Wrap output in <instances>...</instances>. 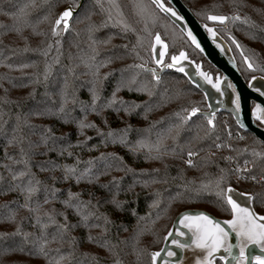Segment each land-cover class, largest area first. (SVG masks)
Segmentation results:
<instances>
[{"label": "trees", "instance_id": "obj_1", "mask_svg": "<svg viewBox=\"0 0 264 264\" xmlns=\"http://www.w3.org/2000/svg\"><path fill=\"white\" fill-rule=\"evenodd\" d=\"M86 2L88 11L92 13L91 20H84L83 13L79 10V20L83 22H77L74 18L72 31L53 37L50 32L51 20L37 25L36 30H42L44 35H35L30 28H24L21 35L12 31L15 23L12 13H16L29 0H11V3L9 0H0V25L3 26L0 27V176L3 177L0 180V233L10 234L17 226L21 231L19 236L0 237V264H48L45 257L34 254V241L40 236L35 215H40L41 220L46 221L44 211L53 213L57 221V225H50L46 230L49 239L57 232L59 224L68 226L64 230V243L61 247V253L66 259L61 264H115L117 260L121 264H151L150 251L160 248L172 220L181 210L197 208L220 218L230 217L227 206L218 201L212 191H198L201 182H214L220 175L221 168L226 170V178L231 186L243 192L264 193V184L247 180L237 182L232 173L235 164L243 165L248 160L255 163L252 174L259 178L262 162L253 157L251 151H243L241 155H237L233 149L264 151V144L258 143V139L251 133L241 130L226 113L217 114L211 136L196 143L198 155L193 158L195 167L184 163L186 151L181 152L179 146L190 139L198 130V125L206 127L203 116L193 117L185 125V129L181 130L175 154L152 159L145 150H134L137 140L155 142L163 130L179 123L173 113L195 105L205 108L202 93L182 74L167 71L161 75L160 83L152 87L155 82L152 81L150 72L128 67L142 63L153 64L151 45L155 33H159L167 42L169 53L185 49L195 61H207L149 0H140L145 6L143 15H138L134 7L138 0H117L123 19L131 30L125 32L120 26L113 27L111 24L100 28L94 33V38L99 41L108 37L111 39L106 44L98 43L95 46L99 55L95 61H91L88 57L93 53L85 29L88 23L99 25L106 19L107 13L96 6L95 0ZM102 2L107 8L106 0ZM183 2L199 21L221 25L218 31L231 46L238 68L246 80L254 74H264L261 71H249L243 62L244 56H248L256 64L264 66V0ZM36 3L40 4L41 0H36ZM66 5L67 3L60 2L54 12L58 14ZM4 12L9 15H4ZM46 12L47 7L30 10L29 19L35 23ZM113 15L115 17V13ZM207 15H239L241 20H229L221 24L208 20ZM244 18H247L248 23L244 22ZM225 24L227 26L222 27ZM22 36L27 39H22ZM57 39L61 41L59 52L54 43ZM233 39L239 43V48L232 42ZM49 42L53 43V48L45 57L39 50L45 49ZM25 47L30 50L25 52ZM56 56H59V63L53 64ZM107 58H111V63L100 67L99 74L96 75L94 65ZM46 63L52 65L51 75L47 80L43 76ZM5 64L11 67H5ZM21 64L34 66L21 68ZM86 64L89 66L86 67ZM69 68L72 69L71 73ZM134 75L136 84L129 91L127 85ZM65 79L68 81V103L63 112H57L62 103L61 89ZM140 84H147L152 95L137 92L135 88ZM118 86L120 90L116 91ZM93 88L98 95L94 111ZM114 92L116 102L108 107V101L113 98ZM136 105L139 107H134ZM125 108L129 109L128 113ZM37 112L44 114L37 115ZM80 120L96 127L83 129V134H80L77 127ZM129 126L131 130L124 143H121V130ZM45 128L50 129V132L45 133ZM97 129L104 135L98 134ZM109 131L114 132L113 138L107 137ZM45 134L50 137L46 144L41 142V136ZM88 137L91 139H86ZM165 143L169 148L172 147L170 139ZM214 143H220L222 147L216 149ZM224 144L230 147H223ZM69 152L71 155H68ZM101 153L119 157V161L109 157V162L113 167L120 166L124 170H109L107 175L99 176L92 183L88 182L89 177L79 182L72 178L63 179V166L76 167V175H79L87 167L84 162L99 157ZM151 155L155 156L156 153ZM225 156L234 158L231 160L233 165L224 160ZM22 157L29 161L34 178L41 181L39 192L28 201L29 207L42 205L39 214L20 207L25 203V198L19 188L9 190L17 184L22 185L27 179H11L13 172L24 170L23 164L12 162ZM77 160L81 163L77 164ZM4 165H8L12 172ZM42 168L48 171H42ZM112 177L120 180L116 196L117 200L123 202L120 209H115L108 203L112 195L109 190L111 185L109 188L101 187L108 184ZM53 188L59 190L55 198L52 196ZM69 191L79 193L80 201H91L85 213L90 211L94 215L89 217L87 227L73 209L66 208L61 203L67 199ZM45 196L49 199L48 204L43 203ZM253 206L258 213L264 214V206L259 202H254ZM61 212L64 216L58 215ZM11 213H15L14 221L6 219ZM104 216H107L110 223H104ZM93 224L101 227H92ZM24 233L30 234L27 243H24ZM89 236L93 240L90 241ZM70 240H73L71 247L68 244ZM104 241L108 242L107 249L99 246ZM57 247L60 245L56 243L48 245L51 249ZM57 255L55 251L49 252V258L54 259Z\"/></svg>", "mask_w": 264, "mask_h": 264}, {"label": "snow or ice", "instance_id": "obj_2", "mask_svg": "<svg viewBox=\"0 0 264 264\" xmlns=\"http://www.w3.org/2000/svg\"><path fill=\"white\" fill-rule=\"evenodd\" d=\"M60 2L67 3L68 6L60 11L58 14L54 12V9L58 7ZM108 7L105 8L104 3L102 0H95V4L97 7L101 9V11L106 12L107 16L104 21H102L99 25L88 23L86 26V32L88 34L89 40V47L91 52L93 53L91 56L88 57L89 60L95 61L96 56L99 55L96 49V45L98 43H108L111 37L103 41H99L94 38V33L97 32L100 28L107 27L109 24L111 26L116 27L120 26L123 31H130V25H128L123 19V12L120 10V5L117 0H106ZM11 3V0H9ZM152 3L155 4L161 11L170 14L172 17H175L176 20H183L184 17L181 16L174 8L166 7L163 0H152ZM47 7V12L39 17L35 23L30 21V10H34L36 8H44ZM137 10L138 15H143L145 12V6L143 5L140 0L134 5ZM77 9H80V13H83L84 20H91L92 13L88 11V5L86 0H41L40 4L36 3V0H29V3H25L21 5L16 13H12L15 17V23L12 27V31H15L18 35H21L24 28H30L35 35H44V32L37 31V25L44 21L51 20L50 32L53 37H58L63 35L64 33L72 31V21L75 18L77 22H83L79 20L80 13L77 12ZM115 13V17L113 15ZM4 15H9L8 12H4ZM197 15H201V13H197ZM207 19L214 22H219L221 24L225 23L229 20H241L239 15H207ZM244 22L248 23L247 18H244ZM0 27H3L0 25ZM206 30L210 36L215 37L216 33L212 28H207ZM186 30L187 38L191 41L193 45L197 49L201 48L200 43L197 40V37L193 34L190 29H187V25H185L182 31ZM264 30V29H262ZM22 39H27L26 37L22 36ZM155 43L152 45L153 56L152 60L153 63L156 64L160 70L164 68H174L176 67L182 60H187V56L184 51H181L178 56L173 55L171 57V63H164L165 57V50L167 45L162 41L160 35L157 33L154 37ZM139 41V38H138ZM236 44L237 48L240 47L239 43L233 39L232 41ZM56 50L59 52L61 41L59 39L54 41ZM156 45H160V50L158 51V58L155 54L157 52ZM220 47V45H217ZM53 48V43L49 42L45 49H40V54L47 57L49 52ZM30 49L28 47L24 48V51L27 52ZM32 51H36V49H32ZM139 55V54H137ZM243 56V52L241 53ZM119 59V57H117ZM7 59V57H5ZM83 62V61H82ZM247 69L249 71H261L264 72V66L258 65L248 56H244L243 61ZM53 64L59 63V56L53 58ZM111 63V58H107L105 61L95 64L94 67L96 68V75L99 74V68L105 66L106 64ZM5 67H11V65L5 64ZM33 65L29 64H21L19 67L27 68ZM86 67L89 66L88 64L85 65ZM129 68H137L142 69L145 72H150L152 81L155 83L152 84V87H155L156 84H159L161 81V76L157 71V68H149L146 64H134L129 65ZM197 74L220 96H224L225 92L221 87L222 81L227 82V88L231 90V97L230 103L232 105L233 112L237 116V123L240 125L241 128H244L245 125L240 122L239 114L243 109L244 98L242 94L237 90V87L231 81H228L227 77H221L217 75L215 77V82H213V78L206 72L200 70V66L196 65ZM179 72H184L183 67L176 68ZM52 65L46 63L44 66L43 76L44 79L47 80L48 77L51 75ZM69 73L72 72V69H68ZM108 74H105L107 76ZM138 75V73H137ZM259 79L264 80V76H261ZM257 80L256 76H252L251 80L248 81V87L259 94V96L264 97V88L256 87L252 82ZM39 82V81H35ZM136 84V75L132 76L128 82V89L129 91L133 90L132 85ZM68 81L65 79L63 88L61 89V99L62 103L60 104L59 109L57 112H63L65 109V105L68 103L67 100V89ZM120 87L118 86L116 91H119ZM137 92H147L148 95H152V92L149 90L147 84H140L135 88ZM32 95V93H30ZM205 100L209 99L207 93H205ZM98 99V95L95 92L94 88L92 89V105L93 111L95 110L96 100ZM116 102L115 99V92L113 93V98L108 101V107L112 106ZM123 103V101H120ZM219 104L220 101H217ZM134 107H139L138 105ZM209 111L207 113H201L200 108L197 106H192L190 108H182L179 112L173 113L179 120V123L173 124L169 126L166 130H163L160 134H158L157 139L155 142H149L145 139H140L136 141V147L134 150H145L149 153V158L152 159H160L164 155H169L170 153L175 154V147L177 144V140L180 136L181 130L185 129V125L192 120L193 117H196L198 114L203 115L204 120L206 121L205 126H197V131L186 141L184 145H180L181 152L186 151V159H184V163L189 167H195L194 157L198 155V151H196V143L208 138L211 136L213 130L215 129V115L216 112L212 110V105L209 104ZM119 109H117L118 111ZM125 112L128 113L129 109L125 108ZM251 118L254 121H257V128L264 133V106L261 103H257L253 101L252 107L250 109ZM37 115H41L44 113L37 112ZM99 115V113H97ZM105 123H107L105 121ZM78 130L80 134H83V129L86 128H95L96 126L92 123H86L84 120H80L77 122ZM131 130V126L121 130L123 135L119 137V141L124 143L127 133ZM187 131H192L191 129H186ZM143 131H149V129H143ZM50 129L45 128V133H49ZM98 134L104 135L103 133L99 132L97 129ZM108 138L114 137V132L109 131L107 134ZM229 136L231 133L229 132ZM50 137L48 135L41 136V142L47 143V140ZM243 139V137H240ZM15 140L16 137H13ZM86 139H91L90 137ZM172 141V147L165 143L168 140ZM219 139V137H217ZM19 142V141H17ZM113 142H116L113 139ZM258 143H264V141H257ZM11 143V141H9ZM216 149H220L222 145L220 143H214ZM223 147H230V145L224 144ZM63 151V150H62ZM237 155H241L243 151H251L253 157L258 158L262 162V166H260L259 171V178L257 175L252 174V169L255 167L254 162H250L245 160L243 165L237 163L232 169V173L235 176L237 182L239 181H252L256 184H264V151H256L255 149H244V150H235ZM23 153V149H21ZM155 152L156 155L152 156L151 153ZM62 154V153H61ZM68 155H71L69 152ZM109 157L119 161L120 158L116 157L114 154H107L101 153L99 157H95L84 163L87 167L84 168L79 175H76L77 168L74 166H63V179L68 180L69 178L75 179L77 182L84 179L85 177H89L88 182L92 183L94 180L99 179V176L107 175L109 170L114 171H123L124 168L120 166L113 167L112 163L109 162ZM8 159H12L8 157ZM234 158L232 156H225L224 160L231 161ZM13 164H23L24 170L16 171L12 173L11 179L13 181L17 180H24L25 177L27 179L25 182L20 185L17 184L14 187L10 188L9 190L15 191L16 188H19L20 192L24 195L25 203L20 205L22 208H27L29 212L34 214H39L42 211V205L36 204L34 207H29L28 201L32 199L34 195L39 192V185L41 184L40 180H36L34 178V174L30 170L29 161L24 159L23 157L20 160H13ZM77 164L81 163V161L77 160ZM9 172H12V169L8 165H4ZM104 169V170H101ZM42 171H48V169L42 168ZM94 170H96L94 172ZM128 171H132L128 169ZM156 171V170H154ZM226 170L221 168L220 175L215 179V181H209L207 184L201 182L200 188L198 191H212L213 195L216 196L218 201L223 202L224 205L227 206L228 211L231 213V219L224 220L222 222L215 220L210 215L206 213H197V214H189L185 213L180 218L178 223L182 226L183 229L187 231H182L180 228H175L174 230H169L167 235L164 239L167 241L170 237L175 234L176 237H187L184 241L180 239H172L171 244L174 245L176 248L180 250L195 249L201 250L203 253L202 256L197 257L195 264H214L215 261V254L218 252L223 251L226 255H221L219 259L224 261L225 264H264V215H258L254 209L252 208V204L254 202H259L262 206H264V193L261 192H243L237 191L233 188L230 184H228L226 178ZM3 177L0 176V180ZM55 179V177H53ZM155 182V181H153ZM145 182V186H146ZM112 192L111 199L108 201L115 209H120L123 206V202L117 200V190L120 188V180L116 177H112V180L108 182V184L101 185V187L109 188ZM47 191V188H46ZM58 189H52V196L55 198ZM79 193L69 191L67 193V199L61 201V203L66 207L73 209V211L80 217V221L83 223L85 227L88 226L89 217L94 215L92 212L85 213V209L91 203V201L83 202L79 200ZM76 201V203H73ZM44 204L49 203V199L45 196ZM60 216H64V213H58ZM43 216L47 218L46 221H42L40 215H35V223L39 225L40 228V236L34 241V254H39L45 257L48 261V264H61L62 261L66 259V256L61 253V247L64 243V230L68 227L67 224H59L57 226V232L51 236V239L48 238L46 230L50 225H57V221L55 215L51 212L44 211ZM67 220V217H64ZM9 221L15 220V213H11L9 216L6 217ZM99 219V217H97ZM104 223L108 224L110 221L108 220L107 216H104ZM223 225V226H222ZM92 227H101L100 225L93 224ZM226 226V227H225ZM234 234L235 243L230 242V236ZM8 235L12 236H19L21 235V231L19 226H17L16 230L12 233H0V237H7ZM29 233H24V243H27V237ZM75 238H73L74 240ZM90 241L93 240V237L89 236L88 238ZM73 240L68 241L69 247L72 246ZM56 243L60 245L55 249L48 248L49 244ZM102 248H108V242L104 241L99 245ZM23 251V248L20 249ZM258 250V251H257ZM55 251L58 255L52 259L49 258V252ZM161 253L165 254V259L163 260L162 264H171L170 259L171 257L177 256V253L173 251L171 248L167 249H160V251H154L149 253L151 257V264H157L158 257L161 256ZM115 264H121L119 260L115 262ZM176 264H183V257L177 259Z\"/></svg>", "mask_w": 264, "mask_h": 264}, {"label": "water", "instance_id": "obj_3", "mask_svg": "<svg viewBox=\"0 0 264 264\" xmlns=\"http://www.w3.org/2000/svg\"><path fill=\"white\" fill-rule=\"evenodd\" d=\"M149 1L152 3V0H149ZM163 2L165 3L166 7L174 8L181 16L184 17V19L178 21L175 19V17H172L170 14L161 11L155 4H153V3L152 4L156 7V9H158L160 11V13H162L164 16H166L181 31V33L189 41L191 46L194 47L203 56V58L215 70H217V72L215 74H213V73L205 70L202 66V62L201 61H195L194 59L190 58L187 54V51L184 49H181L176 54H170L169 59L166 60V57L168 55V45H167L166 41H164L162 38H161L162 41L167 45V48L165 50L164 63H171L172 62L171 57L173 55L178 56L181 51L185 52V54L187 56V60H182L174 68H164L163 70H160V68L154 63L153 64H146V66L149 68H157V71L159 72L160 76L167 71H173V72L182 74L183 76L186 77V79L191 83L192 86H194L196 89H198L202 93L203 97H205V93H207L209 96L208 100H205V98H204L205 108H200L199 106L195 105V106L200 108L201 113H207L209 111L208 105L211 104L212 110L216 112V115L220 114V113L229 114L232 117V119L234 120V122L236 123V125L241 130L251 133L254 137H256L260 141H264V133H262L257 128L258 122L254 121L251 118V112H250L253 101H255L257 103H261L262 106H264V97L259 96L258 93L252 91L248 87V81L251 80L252 76H256L257 80L253 81L252 83L256 87L264 88V80L259 79L261 76H264V74H254V75L250 76L248 80H246L238 68V65H237L235 56L233 54V51L231 49V46L229 45L227 40L218 32L217 28H219V27H217L216 25H209L207 23L199 21L194 16V14L189 9V7L183 2V0H163ZM67 6H68V4L65 7H67ZM63 9L61 11H63ZM79 10L80 9H77V12ZM185 25H187V29H190L193 32V34L197 37V40L200 43L203 51H201L200 49H197L195 47V45H193L191 43V41L187 38L186 30L182 31V29H184ZM205 26H207V28H212L215 31V33H216L215 37H212L209 35ZM226 26H227V24L223 25V27H226ZM155 35H154V37H155ZM154 37L152 40V45L155 43ZM152 45H151V56H153V54H154L152 51ZM217 45H220V47H217ZM156 49H157V52L155 54L157 55V58H158V51L160 50V45H156ZM152 62H153V60H152ZM196 65L200 66L201 71L208 73L213 78V82H215V77L217 75H219L221 77H227L228 81H231L232 83H234L236 85L237 90L242 94V96L244 98L243 109H242L241 113L239 114V120L241 123H243L245 125L244 128H241L240 125L237 123V116L233 112L232 105L230 103L231 90L227 88V82L222 81L221 87L224 90L225 95L220 96L219 93H217L215 91V89H213L211 87V85L206 83L197 74ZM178 67H183L184 72L177 71L176 68H178ZM217 101H220V103L218 104ZM216 115H215V117H216ZM197 116H203V115L198 114ZM263 149H264V147H263ZM232 187L235 188L234 186H232ZM235 189L237 191H240L237 188H235ZM251 206L258 215H264V214L258 213L255 210L253 204ZM201 212L210 215L212 218H214L215 220L220 221V222L227 220V219H231V215L228 218H220V217H217V216L213 215L212 213H210L204 209L187 208V209L181 210L174 217L168 231L174 230L175 228H180L182 231L186 232L187 230L183 229L182 226L178 223L179 218L185 213L197 214V213H201ZM168 231L166 232L165 236L167 235ZM186 238L187 237H176L175 234H173V236L170 237L167 241L165 239H163V242H162L159 249L151 250L150 253L154 252V251H160V249H162V248H164V249L171 248L173 251H175L177 253V256L169 258L171 264H176L177 259L180 257H183V264H195L197 257H200L203 255L201 250L195 249L193 247L192 249H186V250L182 251V250L176 248L174 245L171 244L172 239H180L181 241H184ZM230 242L235 243L234 234H231ZM221 255H226V253H223V251L216 253L214 264H216L217 261H219L221 264H225L224 261H221L219 259V257ZM164 259H165V254L161 253V256L158 257V259H157V264H162Z\"/></svg>", "mask_w": 264, "mask_h": 264}, {"label": "flooded vegetation", "instance_id": "obj_4", "mask_svg": "<svg viewBox=\"0 0 264 264\" xmlns=\"http://www.w3.org/2000/svg\"><path fill=\"white\" fill-rule=\"evenodd\" d=\"M209 25H216L217 27H221V25H219V24H209ZM223 27V26H222ZM219 28H217V29H219ZM219 32V31H218ZM156 34V33H155ZM154 37V36H153ZM162 38V37H161ZM163 39V38H162ZM164 40V39H163ZM165 41V40H164ZM167 43V42H166ZM168 45V44H167ZM181 50V49H180ZM179 50V51H180ZM185 50V49H184ZM178 51V52H179ZM170 54H176V53H169V48H168V55H167V57H166V60H168L169 59V55ZM188 54V53H187ZM189 56V55H188ZM190 57V56H189ZM191 58V57H190ZM197 61H201V59H199V60H197ZM202 62V61H201ZM202 66H203V68L205 69V70H207V71H209V72H211V73H213V74H215L216 72H217V70H215L211 65H209L208 64V62H206V63H203L202 62ZM219 261H217V263H218ZM216 263V264H217Z\"/></svg>", "mask_w": 264, "mask_h": 264}, {"label": "built area", "instance_id": "obj_5", "mask_svg": "<svg viewBox=\"0 0 264 264\" xmlns=\"http://www.w3.org/2000/svg\"><path fill=\"white\" fill-rule=\"evenodd\" d=\"M222 120L224 121V120H225V118H223ZM228 162H229L231 165H233L231 161H228ZM233 167H234V166H233Z\"/></svg>", "mask_w": 264, "mask_h": 264}, {"label": "rangeland", "instance_id": "obj_6", "mask_svg": "<svg viewBox=\"0 0 264 264\" xmlns=\"http://www.w3.org/2000/svg\"><path fill=\"white\" fill-rule=\"evenodd\" d=\"M202 61V60H201Z\"/></svg>", "mask_w": 264, "mask_h": 264}]
</instances>
